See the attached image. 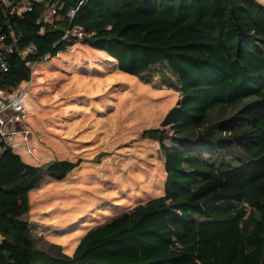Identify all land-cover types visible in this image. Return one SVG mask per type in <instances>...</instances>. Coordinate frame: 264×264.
Returning a JSON list of instances; mask_svg holds the SVG:
<instances>
[{
  "label": "trees",
  "instance_id": "obj_1",
  "mask_svg": "<svg viewBox=\"0 0 264 264\" xmlns=\"http://www.w3.org/2000/svg\"><path fill=\"white\" fill-rule=\"evenodd\" d=\"M80 1L0 0L14 48L0 90L79 42L145 83L158 73L180 94L142 132L160 144L164 193L93 225L68 254L31 219L30 192L80 162L27 163L0 135V264H264V3L85 0L72 16ZM71 24L82 39L64 37Z\"/></svg>",
  "mask_w": 264,
  "mask_h": 264
},
{
  "label": "rangeland",
  "instance_id": "obj_2",
  "mask_svg": "<svg viewBox=\"0 0 264 264\" xmlns=\"http://www.w3.org/2000/svg\"><path fill=\"white\" fill-rule=\"evenodd\" d=\"M101 55L79 42L33 65L25 122L35 151L27 152L19 134L15 139L27 163L80 162L30 192L31 219L68 254L90 227L165 188L160 144L142 132L159 127L180 94L158 73L145 83Z\"/></svg>",
  "mask_w": 264,
  "mask_h": 264
},
{
  "label": "built area",
  "instance_id": "obj_3",
  "mask_svg": "<svg viewBox=\"0 0 264 264\" xmlns=\"http://www.w3.org/2000/svg\"><path fill=\"white\" fill-rule=\"evenodd\" d=\"M85 0H81L76 8L71 10V15L74 16L80 5ZM33 5L28 4L27 9L32 10ZM50 16L55 15L58 12L57 6L53 3L50 5ZM83 31L77 25L72 27V24L68 27L65 33V38H71V36H76L82 39ZM7 34L0 31V65L6 70L8 68L7 61L3 55V50L13 51L14 48L11 45L6 44ZM34 49L28 47L24 50V53L33 52ZM48 56H44L47 59ZM36 62L31 64L33 65ZM33 76V75H32ZM32 77L30 80L26 81L22 86L18 87L15 91L8 93L5 90H0V135L4 139L6 145L15 147L16 135L22 138V142L26 144L27 152L33 153L35 147L31 146L30 140L32 137V131L25 122L26 106L25 101L29 96Z\"/></svg>",
  "mask_w": 264,
  "mask_h": 264
},
{
  "label": "crops",
  "instance_id": "obj_4",
  "mask_svg": "<svg viewBox=\"0 0 264 264\" xmlns=\"http://www.w3.org/2000/svg\"><path fill=\"white\" fill-rule=\"evenodd\" d=\"M0 149H2L1 147H0ZM3 150V149H2Z\"/></svg>",
  "mask_w": 264,
  "mask_h": 264
}]
</instances>
